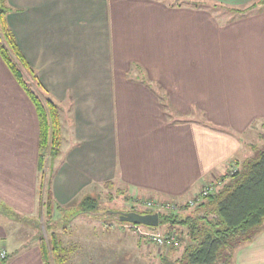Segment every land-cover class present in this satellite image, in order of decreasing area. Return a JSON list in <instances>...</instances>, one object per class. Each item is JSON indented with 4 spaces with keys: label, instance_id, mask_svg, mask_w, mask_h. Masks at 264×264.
Masks as SVG:
<instances>
[{
    "label": "crops",
    "instance_id": "obj_1",
    "mask_svg": "<svg viewBox=\"0 0 264 264\" xmlns=\"http://www.w3.org/2000/svg\"><path fill=\"white\" fill-rule=\"evenodd\" d=\"M187 2L199 5L7 0L18 46L59 107L60 152L48 180L55 204L102 185L128 198L192 199L263 150L244 136L264 122V1ZM41 178L38 113L0 55L5 264H44L35 234ZM235 255L238 264H264V227Z\"/></svg>",
    "mask_w": 264,
    "mask_h": 264
},
{
    "label": "trees",
    "instance_id": "obj_2",
    "mask_svg": "<svg viewBox=\"0 0 264 264\" xmlns=\"http://www.w3.org/2000/svg\"><path fill=\"white\" fill-rule=\"evenodd\" d=\"M178 1L180 2H172L174 5H199L185 0ZM254 5L256 4L252 6ZM8 12L7 0H0V55L37 110L40 125V169L43 170L48 156L55 157L60 152L59 107L50 98H43L44 94L37 93L25 78L22 68L34 77L36 84L38 82L37 75L19 48L8 24ZM97 200V194L85 195L79 204L80 211H96ZM54 201L53 193L49 190L48 203L52 204ZM46 207L49 208V205L46 204ZM159 215V225L165 227L164 233L176 234L179 239V244L171 246L169 251L172 253L180 247L183 249L181 257L174 262L169 263L167 260L170 258L165 256L168 264H234L233 256L238 247L252 240L264 227V150L232 174L220 189L195 205L187 203L178 213L160 212ZM41 241L44 264H68L69 250L56 235H53L51 250L43 238Z\"/></svg>",
    "mask_w": 264,
    "mask_h": 264
},
{
    "label": "rangeland",
    "instance_id": "obj_3",
    "mask_svg": "<svg viewBox=\"0 0 264 264\" xmlns=\"http://www.w3.org/2000/svg\"><path fill=\"white\" fill-rule=\"evenodd\" d=\"M169 1L180 2L178 0ZM208 8L212 13L218 11L212 6ZM22 69L25 78L32 84L36 92L41 95L44 94L42 89L37 86L34 77L25 68ZM42 97L45 98L46 95L44 94ZM244 137L248 139V142L258 145L255 147L256 150L260 148L264 150V122L257 121L254 124V129H249L248 134ZM53 159L54 157L48 156L46 164L41 170L40 195L42 210L38 214V226L37 231H35L40 244L43 238L44 243L51 250V241L53 235H56L63 246L69 250L67 261L72 264H168L167 261L171 263L181 257L182 247L171 253L169 248L158 246L146 239L147 234L153 231L164 233V226H149L122 221L120 220V212L151 210L158 213L162 211L178 213L183 205L187 203L192 206L195 205L196 202L193 204L192 201L199 194L192 199L155 197L138 199L136 197L128 198L126 192L124 190L119 191L116 186L102 185L94 193L98 196L97 210L91 213H83L79 207L83 197L65 206L55 204V201L52 204L48 203V180L51 176ZM237 170H239L237 167H233L232 170H228V174L213 179L210 182L211 185L217 190L220 189ZM144 201H157L162 202L164 205L170 203L176 206L177 209L168 208L155 211L157 210L155 208L148 209L143 203ZM46 204L49 205V208L46 207ZM164 208L166 207L164 206ZM20 218L22 219H20L18 225L21 226L20 229L25 234H29L28 239H30L32 230L27 224L30 222L28 219H24L26 221L24 222V217ZM165 256L170 259L166 261ZM233 257L234 264H238L235 261V254ZM6 261L7 259L2 264H5Z\"/></svg>",
    "mask_w": 264,
    "mask_h": 264
},
{
    "label": "built area",
    "instance_id": "obj_4",
    "mask_svg": "<svg viewBox=\"0 0 264 264\" xmlns=\"http://www.w3.org/2000/svg\"><path fill=\"white\" fill-rule=\"evenodd\" d=\"M216 190L217 189H215V187L211 185V183L206 184L203 190L201 191V193L199 194V196L196 197V199H194L192 203L194 204L195 202L197 203L201 201L202 198L208 196L209 194L215 192ZM143 203L148 209H154V208L157 209L155 211H161V210L168 209V208H172L174 210L177 209L176 206L170 203L167 205H164L162 202H157V201H144ZM163 205L166 208H164ZM162 212H166V211H162ZM146 239L149 242H152L161 247L170 248L173 245L179 244V239L176 234H166V233H160V232L153 231L147 234ZM7 258H8V251L5 248L0 249V264H2Z\"/></svg>",
    "mask_w": 264,
    "mask_h": 264
},
{
    "label": "water",
    "instance_id": "obj_5",
    "mask_svg": "<svg viewBox=\"0 0 264 264\" xmlns=\"http://www.w3.org/2000/svg\"><path fill=\"white\" fill-rule=\"evenodd\" d=\"M120 220L135 224H144L149 226H158L160 224V215L154 213H140L137 211L120 212Z\"/></svg>",
    "mask_w": 264,
    "mask_h": 264
}]
</instances>
